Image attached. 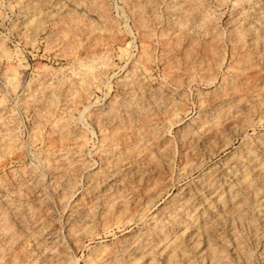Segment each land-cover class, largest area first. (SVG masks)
Wrapping results in <instances>:
<instances>
[{"label": "rangeland", "instance_id": "rangeland-1", "mask_svg": "<svg viewBox=\"0 0 264 264\" xmlns=\"http://www.w3.org/2000/svg\"><path fill=\"white\" fill-rule=\"evenodd\" d=\"M146 1L147 3H144L145 2L144 0L141 1L129 0V3H127L126 0H105V4H104L103 0H101V4L103 2V5L101 6V4L98 5L100 3V0H0V186L3 188L2 189L0 187L1 190L0 201L2 200V198L5 199L4 194L7 193L8 191L9 194L6 195H9V199L11 196L15 197V198L13 197V200L11 197L10 200H12L13 206L14 204L15 205L18 204L17 207L16 206L14 207L18 208V210H20L21 208L22 212L19 211L20 212L19 215L21 213L22 214L20 215V217H18L20 220L17 219L16 220L17 222L13 220L14 221L13 224L17 225V227H15V225H12L13 228L15 227L13 230L17 228L18 230L16 229V231H20L19 229H22L24 227L23 230H27V234L29 232L31 233V235H33L32 237H28L27 234H26L27 236L23 235V233L25 234L23 230H22L23 233L21 231L20 232L14 231L16 232V234H18V236L21 233H22L21 235H23L24 237L26 236L25 238L21 236V240H19L20 236L19 237L17 236L16 240L14 241V243H16L15 246L17 248L21 246L23 241L28 239V241L24 242V244H22V247L20 248H25V245L28 243L27 244L29 246L28 248H32L33 253L34 250H36L37 248L40 250H42L43 248L44 250H46V253H48V249H49L48 247H50L49 242L55 239L54 234L56 233L59 234V236L55 234L59 240L56 238L55 242L57 241L58 243L57 246L60 245L58 248L64 250L65 253L62 251L58 252L59 249L57 247L56 248L58 250L53 249V251L54 252L56 251L55 253L57 254L60 253L62 256L65 254L64 257H66L67 259H71L73 261L76 260L75 262H77V264H84L85 263L84 261L88 260L86 258H89V260L93 259L95 258L94 254L97 255L102 251L104 254L110 251L111 252L116 251L115 253H113V255L118 256V258H122V255L126 253L125 252L122 253L118 249L122 248L121 246L128 237H132V238L136 236L139 237L138 234L143 235L144 233L146 234L151 230V226L148 224L147 221L145 220L138 221L135 218L138 217L139 213L142 214L143 212L142 210L145 208L146 209L144 211L147 213V217L150 218L152 217L151 215H154L153 217H155L156 219L158 218L157 220L154 218V220L158 222H162L163 225L164 224L166 225L165 227L163 226V230H166L168 226H171L172 222H175L178 219H180L178 220L180 221V223H178L180 225L179 227L177 226L178 229L176 228L177 229L176 232L181 230V227L188 222L190 217L189 215L197 214L194 216L198 217L200 214H205L207 216H210L209 212L211 210L210 211L208 210L210 208L211 209L213 208L212 201H214V198L217 197H215L216 195L208 194L209 192L205 191L201 187V185L191 183L192 179L198 174L195 173L192 176L191 175L187 176L185 170L179 167L178 164L179 160L176 158L180 149V145L178 143V139L176 140L175 138H179L180 132L184 128L192 126L193 124L191 125V123H195L194 125H196L198 122H200L198 120H202L203 119L202 117H205L204 118L205 120L203 119L202 121H208V120L212 121L216 119L217 117L213 116V114L214 115L216 113H217L216 115L219 114L217 108H219L221 105L220 103L218 105L216 99L218 98V96H220L221 94L220 92H223L225 89H228L229 87L232 88V86L233 88L239 87L238 90L237 88H235L238 92L241 91V95L240 93H237V95L239 94L238 97L239 96L241 97L243 95L242 91L249 90L245 96L244 95L242 96L243 98L239 103H237L238 105L236 104L234 106L236 107L235 109H237L235 110V112L239 111L237 112V117L235 118L236 121L241 120L242 122L243 120V122L240 123L239 121V123L238 122L234 123L233 121H231L233 120L231 118H234V116L229 117L228 114H224L225 118L227 117V119H229L230 121L227 119L226 121L225 119L222 118L219 123L220 125H217L218 128H223L224 124L226 123L231 124L233 122L232 124H235L234 128L236 129H234L233 132L228 130L231 133L228 132L227 130H225L227 133L223 131L224 135H222V137L217 139L216 138L211 139V143L208 142L207 144H204L203 142H199L195 147L196 150L198 149L197 152L199 153V157H198L199 163L202 162L201 164L203 170L208 167L217 168V172H218L217 182H219L217 194L222 195L220 196L221 199H223L224 197L227 198L229 196V193L231 194L233 193V195L236 194L237 196H239L240 192L237 191L238 188L236 187L237 185L236 181L238 178H240V175L241 177L243 176L242 178L247 176V178L251 180L255 172L258 170V168L253 169L254 168L253 164H257L258 162H260L261 164L263 163L262 165L264 166V44L261 47V45L260 46L256 45L255 42L257 38L262 41L264 40V38L262 39V37H264V27L263 28L261 27L262 25L264 26V7H263L264 3H261L264 2V0H237V1L222 0L223 2L220 0L221 3L223 4L217 2V0H200V2H202L201 4L203 5V7L205 6L202 11L203 12L204 10L208 11V12L205 11L206 13L205 12L204 13L205 14L208 13L207 15L209 16L208 17L209 21H207V23L205 24L204 23L202 24L200 23V19L199 17L197 18V16H195V18L193 17V19L191 18L192 19V20L190 19L191 21L186 20L187 23L189 22L188 23L189 25L193 22L194 24H196V25L194 24L190 25L191 28H189L190 31L192 30L190 32L191 34L190 36L193 39L195 38L194 41L189 36V31H187L188 33H185L186 35L188 34L187 36L189 37H187L180 30L177 31V27L179 25L177 24L176 21L181 17L178 18L177 15L178 14L180 15V13L177 14L178 11L176 12L174 8H177V10L179 11L182 10V8L184 9L186 4L182 0H146ZM131 2L132 3L134 2L136 6L137 4L139 5V3L141 4L144 3L143 8L140 10V12H138V9L134 4L132 5H134L135 8L130 6ZM235 4H237L238 7H235L237 6ZM243 4H245L246 6ZM154 7L155 10H157L154 12V13L157 12V14L154 15H156V17L157 16L159 17L156 18V21L159 23H157V25L154 24V27L156 26L155 27L156 30H158L159 28L160 29L163 28V31L166 30L167 32L165 31V36L168 35L167 39L169 40L165 42L167 43V46H164L163 44L155 45L152 53L153 59L151 63L147 64L146 67V69L148 70V71L146 70L148 74H145L146 72L142 74L141 73L135 74V77L141 75L139 79L136 77L138 80L137 83L135 82V80H133L135 85L131 84V86L134 87L136 86L135 87L136 90H138L139 88L141 89L140 91L138 90L136 92L134 87H133L134 89L131 87L129 88L128 86H126V83L125 84L123 83L124 80L129 76L131 69L130 67H132L133 61L138 57V54L140 53L139 45L141 44L140 39L142 38L138 30L135 29L136 22L134 20L137 21V18L139 16L140 17L144 16V20L146 22L148 20L147 23H149V25L151 26L150 16L152 17L151 10L153 8L154 11ZM101 8L102 10L105 9V11L102 12ZM173 11H175L176 13L173 14L174 13ZM239 11H242L240 12L241 14H239ZM98 13L102 14L104 17L106 16L110 17V18L108 17L106 18L110 19V22L113 21L112 22L113 26L111 28L105 27L103 30L97 32L96 28L98 26L101 27L98 23L99 21ZM120 13L122 14V16L120 15ZM254 13L256 15L258 14L257 17ZM105 14L107 15L105 16ZM171 14L175 15L176 18H173V15L171 17ZM172 18L175 20H173ZM210 18L212 20H210ZM170 21L176 22L174 24L177 25L171 26L173 25V23ZM210 21H213L214 23H211ZM208 23H210V25L211 24L214 25L211 26L213 27V29L215 27V31H217L216 35H213L215 34L214 33L215 31L213 32V29H211L213 32L212 34L213 37L212 35L211 37L213 39L215 38L216 41L209 38L210 37L209 31L207 32L205 31L207 26L211 27ZM198 24H201L199 25L201 28L198 26ZM189 25L186 24L184 25L186 26L183 27L186 28L185 31L183 29L184 32H186V30H189L187 29ZM90 29H94L95 32L99 33V38L96 37V33H95V37L88 36L87 33L89 32ZM207 29L210 30L209 28ZM194 31L195 33L192 34V32ZM179 33H181L183 36L185 35V37L181 36ZM217 34L220 40L219 38L216 39ZM178 35H180L182 38ZM253 35L255 36V38H253L254 37ZM178 38L179 40L177 41L181 40L179 43L175 41ZM174 41L177 42V45H175ZM189 41L191 42L189 43ZM210 41L213 42L211 43ZM252 46H253V50H252ZM211 47L214 48L211 49ZM207 51L209 52L213 51L214 54L217 52L218 55H220L221 57L215 54V59H213L214 54L212 55L211 53H209L212 55L210 56L208 55ZM3 52H6L11 57L9 62L6 60L5 56H3L4 55ZM102 60H106L110 66H108L109 69L106 72V74H101L97 79L99 80L98 85L89 86L86 83H81L78 80L79 76L82 73L78 61L86 65L93 66L95 69H99L100 67H102L101 66ZM214 61L215 63L217 62L218 64L217 63L215 64ZM9 63L12 66V70H14L15 72L14 71L10 72L11 68H7V66L10 65ZM213 67H215L214 68L215 70H213ZM239 68L240 70L238 73V71L236 70ZM242 68L245 70L242 72H244L245 75L247 72L248 75L246 76L251 77L249 79L247 78L248 81H246L247 80L246 76L242 77V78L245 77L244 79L241 78L242 73H240V71ZM210 74L213 77H211ZM230 75L233 77L234 80ZM256 75L257 77H255ZM169 76L171 79L173 76L178 78V80L180 81L179 84L181 83L180 84L181 87L179 90H176L175 86L170 82ZM205 76L206 78L208 77L207 78L208 80H205ZM135 77L133 78L135 79ZM253 77H255L258 81L255 82V79ZM189 78L192 80H190ZM223 78L225 80H223ZM227 79H231V80L228 81ZM204 80L206 82H203ZM243 80L246 81L247 83L246 82L244 83ZM139 82L141 84L140 87H138ZM184 82H186L187 84H185ZM222 82L225 84V86ZM238 82H240L241 84ZM253 82L255 83L256 87L253 86L254 85ZM121 83H123L124 85ZM248 83L249 84L252 83L251 85L253 89H251L252 87L250 85L248 86L246 85ZM222 84L224 88H222L223 87L221 86ZM242 85L245 86L242 87ZM123 86H125V88L127 87V90L124 89ZM249 86L251 88L247 89V87ZM128 89H131V91L129 90V92L130 93L132 92L133 99L131 98V96L127 95L129 94V92H127ZM235 89L234 92L236 91ZM156 90H157V95H155ZM159 90H161L160 91L161 95L160 92H158ZM250 91H252V93H250ZM133 92L134 93L136 92V94L138 93L140 95H137L136 97L135 94V96H133L134 95ZM159 95L161 100L160 102L158 101L160 105L158 102L157 105L156 98L159 99ZM155 96L157 97L154 99ZM162 98L163 100L168 99L169 102L173 101L172 103L174 102L176 103L172 104L173 106H170L171 103L169 105L168 100L163 101ZM137 99L141 100L140 101L141 103H139ZM113 100H114V104L120 103L121 105L122 102L124 103V105L125 104L127 105V107L126 105L125 107L121 106L123 108V109L120 108L121 115L123 118L126 116L129 117L131 121L133 120L132 123L136 125V126L134 125V127L140 129V131H143V128L139 126L140 121H138L139 119L138 117L140 116H138L137 113L138 111L142 110L141 108H143V111L147 110V112H144V114L147 113L152 118L151 129H152V133L154 134L153 136H149L148 138L143 139V142L138 141L136 143L137 144L136 147L140 146V148H144V149L145 146L146 148L148 147L147 148L148 151H145L146 154L145 158L151 155L150 159L148 157L143 161L138 160L137 162L136 160V162L138 163L137 165L138 166L140 165L139 167H137L140 168L139 173H142L143 175L140 174V176L138 175V177L135 176L136 178L134 176H128V177L126 176V179H123L122 181V183L124 182V180L126 181L124 184H122L125 189H123V187L120 186L119 189L122 190H119L118 192L116 191L115 188L113 189L111 188V190L108 189L107 190L108 192L107 191L103 192L102 190L103 185H105L104 178H99L101 180H98L97 178L94 179L95 174H93L95 171L96 172L97 170L99 171V162L97 157L92 153L91 146L95 147L97 145V142L99 143L98 136H100L99 133L97 132L98 131L97 127L95 128L93 122L95 121L94 120L95 118L93 119V117H98V115H100L102 112V115H100L102 117L100 121L105 120L104 122L105 123L107 122V124L101 122L100 125L102 126L103 124H105L104 125L105 128H108L109 126L108 123L110 119L107 118V116L103 115L104 113L103 111L108 110L107 107H110L112 105ZM115 100L121 102L117 103V101L115 102ZM133 100H134L133 104L132 102L128 104V102ZM135 100L136 102H138L137 104H139L138 107H135L137 106V104H134ZM162 102L163 103L168 102V103L163 104ZM177 103L180 104L181 107ZM130 105L131 106L135 105V106L131 107ZM176 106L182 109V111H184L183 113L184 115L180 122L169 123L172 120L169 119V116L167 114L171 113L172 111H175L177 109ZM84 108L87 109L85 110ZM167 108H169V110L172 108V110L168 111L167 113L168 110ZM83 110H85V112L81 113L83 112ZM141 113L143 114L142 111L139 112L138 114L141 115ZM238 113L240 114L238 115ZM95 114L97 116H95ZM203 114H205V116ZM78 115L80 116L79 121L77 120L79 119ZM198 117L199 118L201 117V119H199ZM210 118L212 120H210ZM66 120H68L67 122H71V123L73 121L74 122L73 124H75L72 127L71 125L73 124H70L69 127L70 134H73L70 135L71 140L76 139L75 138L76 136L74 134L83 131L85 126H88L93 130L95 129V134H93L91 138L89 137L90 139H89L88 147L84 149L83 152L84 158L82 157V160L80 158L78 159L79 162L77 163L81 164L82 162V165L79 164V166L78 165L76 166V164H74L75 162H73V164L71 163L73 167L69 165L70 168L72 169L74 168V166L77 168V169L75 168L77 171L74 177L76 176L78 177V178H73L74 181L73 180L72 181L74 182V184L72 182L73 185H71L70 188L65 187L66 177H64L63 173L60 174L59 170H57L56 172L53 171L54 173H52L51 171L53 169L51 170V168L49 169L48 167L49 164L55 166L56 164L60 163L62 158H59L60 160L57 159L58 161H56L55 158H53L54 160L49 159L48 161L44 159V156L47 153L46 151H48V149L59 152L63 151L61 153H64L70 150L71 148H74V145L71 143H75L76 140L75 141L73 140L72 142L70 140L65 145L62 144L60 145L61 142H59L58 140L59 138L57 139V137H59L57 129H59L61 127V124L64 123V121L66 122ZM237 124L240 125L237 126ZM242 124L244 125L243 126L244 128L241 127ZM9 127H11L14 131H12V129H10ZM73 127L75 128L73 129ZM13 134L16 137L13 136ZM7 135L13 137L12 142L13 141L15 142L12 143L9 141L11 145L12 144L15 145V146L13 145L14 148L12 149V151L9 148H7L8 144H10L6 141L9 139L6 138L9 137ZM170 138L172 142L171 140L169 141ZM131 139H132L131 142H133L134 141L133 138H130V140ZM167 141L170 142L171 144L170 147L172 146L171 151L172 152L174 151V153L171 154V156L174 157V155L176 154L175 160H172L173 158L171 159L170 158L171 156L170 157L167 156L170 159L169 160L170 162H168L167 160L158 162L157 163V165L159 164L158 167H161L159 168V171L157 166L155 170L154 168L143 167L145 166L143 162L147 163L148 160L149 161L154 160L155 158H156L155 160H157V155H158L157 150L160 147H161L160 150H162L163 149L162 146L165 145ZM225 141L228 142V145L226 146L224 145L226 143ZM6 142L8 144H6ZM143 143H145L146 145L144 144L145 145L144 146ZM153 143L155 144V147L157 149L156 148L154 149ZM242 145L246 148V150ZM249 145L250 147H248ZM248 151L251 153L254 151L252 154L255 157L254 162L250 165L247 164L246 162L247 159H244L247 157L246 152ZM167 157L166 159H168ZM198 158H194V159L191 158L190 159L191 161H189L190 164H196ZM237 158L242 160L244 159V161L246 162L243 166L244 168L243 167L241 169L238 168V166L236 165V163L238 162ZM85 159L87 161L83 162V160ZM49 161H53V162L56 161L55 162L56 164ZM83 163L86 166H84ZM141 164L143 165L141 166ZM81 166L84 167L82 168ZM96 166L98 169L96 168ZM46 167H48V169ZM78 167H80L81 169ZM178 167L180 168L182 173L179 172L180 170ZM229 168H234L231 170V173L237 170V175L235 176L236 179L233 174L231 173L229 174L225 172ZM86 169H88L87 171L89 174L94 169L93 170L94 172L91 173L92 176L91 174L89 175L87 171H85ZM246 169L247 171H245ZM250 169L253 171H251ZM83 172H86V174ZM155 172L158 173L157 176L155 175L156 174ZM56 174L57 175L59 174L60 176L63 175L61 176L63 179L62 178L60 179L59 175L57 176ZM159 174L161 176H159ZM90 176H91V180H90ZM150 177L152 179H150L149 181ZM127 178H128V182H127ZM57 179L60 182L64 181L65 182L64 185L62 184L63 182L60 183ZM54 180L56 182H54ZM160 184H164V185H162L161 188L157 187ZM63 187L64 189L66 188L67 190L65 191L64 189H62ZM154 187L155 189L159 188L158 190L162 189V191H158L156 189V191H158L156 192L154 191ZM6 188L9 189L7 190ZM91 188L94 192H91L92 191ZM95 188H97L96 189L97 191L95 190ZM132 188H134V190ZM225 188L226 191L231 190L230 192L228 191L229 193H227V195L225 193L226 191H224ZM10 189H12L11 192ZM14 189L15 190L17 189V192L19 193L17 194V192ZM4 190L5 193H2L4 192ZM68 190L70 191L69 194H68ZM12 191H14V193H12ZM61 192L64 196L61 195ZM97 192L99 193V195L97 194ZM111 192H114L115 196L117 194L123 195L125 193L123 195L125 199L124 198L123 199L126 202L125 205L126 208L124 207V211L121 210L122 208L117 206L113 207L114 209L111 208L113 211H111L110 209L109 212L110 215L109 214L106 215L107 216L106 218L108 219V221H110L109 229L108 228L103 229L100 226L104 222L103 219L104 215L102 213H104L103 211L106 204L105 202L106 196L108 193L111 194ZM159 192H161V194ZM220 192L223 194H220ZM92 193H94L95 195L97 194V196L93 195ZM129 193L130 195H128ZM155 193H157L159 196ZM134 194L135 197H133ZM186 194H188L187 196H190L191 198L187 197ZM17 195L20 198L21 197L23 198H21L20 200V198H18ZM92 195L96 197V200H94L95 198H93ZM86 196L87 198H89L87 201H86ZM174 196H176V199L173 198ZM183 197L189 198L190 203L194 206L193 207L191 205V207L188 210H185L186 214L184 213L185 215L184 218L182 217L183 213H181V209L178 212L175 210L176 213L173 212L174 208L176 209V207L174 206L175 200L177 199L181 200V198L183 200L184 199ZM38 198H39V207L37 208L35 204L37 205ZM61 198L63 199V201ZM251 198L253 200V197ZM251 198H250V205L253 206L256 204V202L254 199V203H253ZM33 199H35V201ZM127 199H129V201ZM17 200L18 202H20V204L17 202L14 203V201ZM102 203L103 206H100ZM168 203L170 204L172 203V205ZM76 204H78L77 205L78 207H76ZM93 204L95 205L97 204L96 205L97 207ZM27 205H28V209L26 208L25 209L28 212L30 211V213L29 214L27 213L25 217V212L27 211H25L23 207H26ZM32 205L33 207L35 206L36 210L35 208L33 209L32 207H30ZM84 205H86L87 208H85L86 206ZM169 205L173 207H170ZM175 205L177 204L175 203ZM197 205L199 207H197ZM74 206L76 208H74ZM195 207H197L196 211L192 212V210H194ZM38 209H40L41 212L42 211L43 212L42 213L39 212L40 210ZM93 209H95L96 212H94L95 210ZM82 210H84L85 212L83 211L84 213L82 212L81 214ZM119 210H121L120 214H119ZM126 210H128L127 213L130 214L129 216L130 218L127 216L128 214H126ZM132 210H136L137 212H139L140 210L141 211L139 213L135 212L132 216L133 213L131 212ZM115 211L118 213H116ZM93 212L95 213V215L93 214ZM145 212H143V214H145ZM31 213L32 214L37 213V214L32 215ZM74 213L76 215H74ZM86 213H88L91 216L94 215L93 216L94 219L90 217L88 214L85 216ZM116 214H118V216ZM121 214H124L125 217H123ZM179 214H181L182 216ZM35 215L37 216L34 217V219L37 221V224L39 223L38 225L45 224L44 227L41 226V228H39L42 231L41 233L38 232L40 230H38L36 223H35L36 225H34L35 220L31 217ZM41 215H44L42 219L40 217ZM69 215L71 218L68 217ZM71 215L73 217L74 216L76 217V218L74 217L75 218L74 221L76 219L78 220L79 217H81L79 221L77 220L75 221L74 224H76V226L79 225V223L80 225H83L82 221H84L85 219V222L87 223L86 226L88 225L90 226L89 230L92 235L90 237V240L89 239L84 240V244L77 250H75L74 248L71 249L73 245L71 243V240H69L70 238L68 232L71 229L73 230V228H75V225L73 226L71 225L73 224L72 223L73 217ZM166 215L168 216V218ZM38 216L40 218H38ZM115 216L117 217L114 218ZM118 217H120V219L122 220V222H120L119 225L117 224V221L120 220L118 219ZM97 218H99L100 220H98ZM116 219L117 221H115ZM32 220H34L33 224H31ZM38 220H40L41 222H38ZM100 221L102 222V224ZM15 222L18 224H16ZM238 227L240 226L238 225L235 226L236 234L237 232H239L240 235L243 234L245 235V237L243 236L244 240L247 241V242L245 241V247L246 249L248 248V250H250L254 255L253 258L254 262L252 261V264H259L257 262V257L255 255L257 248L260 247L259 244L253 241L252 236L250 234V230L247 228V226L246 229L248 231L244 228V224L241 225V227L239 228V229L242 228L241 231H239ZM221 228H219L217 233H220V235L223 234L222 236L225 237L227 234L226 232L227 229L223 228L222 226ZM103 230H107V232ZM260 232L261 235L264 236V229H261ZM0 235H1L0 238H2L0 239V246H2L4 234L3 237L2 234ZM50 236L53 237L51 238ZM41 237L42 239L39 240V238ZM250 238H251V242H250ZM43 239H45L46 241ZM35 240L37 242H34ZM42 242L45 244H43V246H40L42 245ZM230 242L231 241L228 240L227 243L229 244ZM35 243L37 244V246L35 245ZM70 243H71V247H70ZM120 243L122 244L120 245ZM253 243H255V245L257 246H255ZM248 244L250 245L251 248L248 247ZM45 245H47L48 247L46 246L47 247L46 248ZM252 245L255 246L254 250H253L254 246ZM0 254L2 255V251H0ZM2 257L6 258L5 254L4 256L2 255ZM157 261L158 263L159 262L161 263L159 259H157L156 262ZM1 264H5V261H3Z\"/></svg>", "mask_w": 264, "mask_h": 264}, {"label": "bare ground", "instance_id": "bare-ground-1", "mask_svg": "<svg viewBox=\"0 0 264 264\" xmlns=\"http://www.w3.org/2000/svg\"><path fill=\"white\" fill-rule=\"evenodd\" d=\"M137 1H139V0H137ZM141 1V0H140ZM145 2L144 3H147V1L146 0H144ZM185 4H186V6L184 7V9L182 8V10H177V8H174V10L177 12V14L178 13H180V15L178 14H176L177 16H178V18L179 17H181L180 19H181V21H180V19H176L177 21V24L179 25L178 27H177V31L178 30H180L182 33H188L187 31H189V36L191 35L190 34V32L192 31H190V29L189 28H191L190 27V25H192V24H194V22L193 23H191L190 25L186 22V20H188V21H191L192 19H193V17L195 18V16H197V18L199 17V19H200V23H207V21H209V19H208V13L207 14H205L206 12H208L207 10H204V12L202 11L203 10V8L205 7H203V5L201 4L202 2H200V0H182ZM222 1V0H221ZM221 1L219 0H217V2H220L221 3ZM223 1H225V0H223ZM222 1V2H223ZM237 1V0H236ZM103 2H104V4H105V0H103ZM103 2H102V4H101V0H100V3L98 4V5H100L101 4V6L103 5ZM126 2L127 3H129V0L127 1L126 0ZM234 2V1H233ZM240 2V1H239ZM259 2V1H258ZM144 3L143 4H141V3H139V5L137 4V2H136V4H137V6L135 5V3L133 2H131V4H130V6H132V7H134V5L136 6V8L138 9V12H140V10L143 8V5H144ZM219 3V4H220ZM236 3H238V2H236ZM243 3V2H242ZM246 3H247V1H246ZM261 3H264V2H261ZM132 4H134V5H132ZM221 4H223V3H221ZM239 4H241V3H239ZM235 5H237V4H235ZM243 5H245V4H243ZM129 6V5H128ZM241 6V5H240ZM246 6V5H245ZM131 7V8H132ZM235 7H238V5L237 6H235ZM264 7V6H263ZM104 8V7H103ZM135 8V7H134ZM244 8V7H243ZM100 9V8H99ZM107 9V8H106ZM116 9V8H115ZM247 9V8H246ZM255 9H256V7H255ZM258 9V8H257ZM101 10H102V8H101ZM239 10V9H238ZM242 10V9H241ZM248 10H249V8H248ZM103 11H105V9L104 10H102V12ZM147 11V10H146ZM152 17L150 16V19H151V26L149 25V23H147L148 22V20H147V22L144 20V16L143 17H140L139 15V17L137 18V21L136 20H134L135 22H136V28L135 29H137L138 30V32H139V34L141 35V38L142 39H140V53L138 54V57L133 61V64H132V67H130L131 69H130V73H129V76H128V78H126L125 79V77H124V84L126 83V86H128L129 88L131 87V88H133L134 86H131V84L132 85H135V83L133 82V80H135V82L137 83V78L139 79L140 78V76H136L135 77V74H137V73H145V74H148L147 73V69H146V67H147V64H149V63H151V61H152V59H153V55H152V53H153V50H154V47H155V45L156 44H159V45H161V44H163L164 46H167V43H165L166 41H168L169 39H167V37H168V35H166L165 36V31H163V28L162 29H158V30H156L155 29V27H154V24H156L157 25V23H159V22H157L156 21V18L158 17H156V15H154V14H157V12L156 13H154L155 11H157V10H155V7H154V11H153V8H152ZM175 11H173L172 13L173 14H175L176 12ZM243 11V10H242ZM242 11H239V14H241L240 12H242ZM247 11V10H246ZM258 11V10H257ZM144 12H145V10H144ZM101 13V12H100ZM107 13V12H106ZM150 13V12H149ZM99 14V13H98ZM136 14V13H135ZM140 14V13H139ZM144 14V13H143ZM146 14V13H145ZM173 14H171V17H172V15ZM243 14V13H242ZM255 14V13H254ZM107 14H105V16H106ZM120 15L122 16V14L120 13ZM238 15V14H237ZM256 15V14H255ZM254 15V16H255ZM258 15V14H257ZM257 15H256V17H257ZM136 16V15H135ZM134 16V17H135ZM106 17H108V16H106ZM106 17H104L102 14H99V16H98V23H99V25L101 26V27H97L96 28V30H97V32H99V31H101V30H103L105 27H107V28H111L113 25V21H111L110 22V19H108V18H110V17H108V18H106ZM155 18V19H154ZM159 18V17H158ZM173 18H176L175 17V15H173ZM172 18V19H173ZM192 18V19H191ZM135 19V18H134ZM171 19V20H172ZM191 19V20H190ZM262 19V18H261ZM111 20H113V19H111ZM168 20V19H167ZM173 20H175V19H173ZM210 20H212L211 18H210ZM178 21H179V23H178ZM186 23H185V22ZM194 21V20H193ZM197 21H199V20H197ZM170 22H172L173 23V25H171V26H175V25H177V24H174V23H176V22H173V21H170ZM211 23H214L213 21H210ZM261 23V22H260ZM189 25L188 26V28L187 29H189V30H186V32H184L185 31V29L186 28H183V27H186V26H184V25ZM209 25H210V23H208ZM194 25H196V24H194ZM199 25H201V24H198V26ZM212 25V24H211ZM210 25V26H211ZM160 26V25H159ZM212 26H214V25H212ZM209 27V26H207L206 27V32L207 31H209L210 33V37L209 38H211L212 40H215V38L213 39L212 37H213V35H216V32L217 31H215V27H214V29H213V27ZM91 27V26H90ZM124 27V26H123ZM196 27V26H195ZM200 27V26H199ZM205 27V26H204ZM262 28L264 27L263 25L261 26ZM92 28V27H91ZM201 28V27H200ZM207 28H209L210 30H208ZM125 29V28H124ZM127 29V28H126ZM183 29H184V31H183ZM211 29H213V32L215 33V34H213V32H212V30ZM128 30V29H127ZM163 31V32H162ZM179 31V32H180ZM97 32H95V30L94 29H90L89 30V32L87 33V35L88 36H90V37H95V33H96V37L97 38H99V33H97ZM167 32V31H166ZM212 32V33H211ZM193 33H195V31L194 32H192V34ZM181 36H183L181 33H179ZM209 34H208V36H209ZM213 34V35H212ZM180 35H178V36H180ZM186 35V34H185ZM185 35L183 36V37H185ZM188 35V34H187ZM186 35V36H187ZM211 35H212V37H211ZM166 37V39H165V37ZM180 36V37H181ZM189 36H187V37H189ZM217 36H218V34H217ZM216 36V39L217 38H219V36L217 37ZM252 36V35H251ZM254 36V35H253ZM191 37V36H190ZM257 37V36H256ZM182 38V37H181ZM180 38V39H181ZM192 38V37H191ZM253 38H255V36L253 37ZM264 37H262V39H263ZM190 39V38H189ZM188 39V40H189ZM193 39V38H192ZM195 39V38H194ZM194 39H193V41H194ZM177 40H179V38L178 39H176L175 41H177ZM185 40V39H184ZM187 40V41H188ZM191 40V39H190ZM210 40V39H209ZM219 40H220V38H219ZM218 40V41H219ZM174 41V42H175ZM181 41V40H180ZM180 41H177L178 43L180 42ZM182 41H183V39H182ZM186 41V42H187ZM192 41V40H191ZM191 41H189V43L191 42ZM192 41V42H193ZM216 41V40H215ZM217 41V42H218ZM253 41V40H252ZM262 40H260V39H256L255 40V42H256V45H258V46H260L261 45V47H262V45L264 44V40L261 42ZM174 42H173V44H174ZM177 42H175V45H177ZM211 42V41H210ZM213 42V41H212ZM211 42V43H212ZM216 42V43H217ZM220 42V41H219ZM218 42V43H219ZM248 45H249V42H248ZM211 46H213V45H211ZM215 46V45H214ZM209 48V47H208ZM214 48V47H213ZM212 47H211V49H213ZM219 48H221V47H219ZM207 49V48H206ZM215 49H217V48H215ZM252 50H253V46H252ZM217 51V50H216ZM216 51H214V52H216ZM208 52V55H210V56H212L214 53H213V51L212 52H209V51H207ZM206 52V53H207ZM209 53H211V54H209ZM3 56H5V58H6V60L9 62V60H10V56H9V54H7L6 52H3ZM216 55H218V53L216 52L215 53ZM215 54H214V58L213 59H215ZM219 54H221V53H219ZM207 55V56H208ZM218 56H220V55H218ZM221 57V56H220ZM216 59H217V57H216ZM217 61V60H216ZM221 61H222V59H221ZM79 62V66H80V68H81V70H82V73H81V75L79 76V78H78V80L81 82V83H86L87 85H89V86H96V85H98V81L99 80H97L98 78H99V76L101 75V74H106V72L108 71V69H109V67L108 66H110L109 64H108V62L106 61V60H102L101 61V66L102 67H100L99 69H95L93 66H90V65H86V64H84V63H81L80 61H78ZM219 62V61H218ZM126 63V62H125ZM214 63H215V61H214ZM217 63V62H216ZM215 63V64H216ZM10 64V63H9ZM218 64V63H217ZM10 66V67H9ZM212 67V66H211ZM7 68H11L10 69V72H13L14 70H12V66H11V64L10 65H8L7 66ZM215 67H213V70H215L214 69ZM13 69H14V67H13ZM212 69V68H211ZM243 69V68H242ZM241 69V71H240V73H242V76H241V78L243 77V76H246V75H248L247 74V72H246V75H245V73L244 72H242V71H245L244 69L242 70ZM12 70V71H11ZM147 70V71H146ZM239 70H240V68L239 69H237L236 71H238V73H239ZM248 70V69H247ZM110 71H111V69H110ZM15 72V71H14ZM211 73V72H210ZM235 73H237V72H235ZM244 74V75H243ZM211 75V74H210ZM214 75V74H213ZM232 75V74H231ZM230 75V76H231ZM249 75H251V74H249ZM255 75V74H254ZM208 76V75H207ZM234 76V75H233ZM133 77H135V79L133 78ZM211 77H213L212 75H211ZM225 77V76H224ZM232 77V76H231ZM235 77V76H234ZM238 77V76H237ZM255 77H257V75L255 76ZM255 77H253L254 79H255V82H257L258 80L255 78ZM145 78V77H144ZM148 78V77H147ZM169 78H170V76H169ZM208 78V77H207ZM206 78V76H205V80H208ZM245 78V77H244ZM244 78H242V79H244ZM249 79V78H251V77H247L246 76V79ZM259 78V77H258ZM128 79V80H127ZM190 79V78H189ZM189 79H188V81H189ZM209 79H210V76H209ZM212 79V78H211ZM232 79H233V77H232ZM248 79L246 80V81H248ZM127 80V81H126ZM170 80V82L175 86V88H176V90H179L180 89V87H181V83L179 84V80H178V78H176V77H172V79L170 78L169 79ZM190 80H192V79H190ZM203 81V82H206V81ZM223 80H225L224 78H223ZM222 80V81H223ZM228 81H230L231 79H227ZM234 80V79H233ZM240 80V79H239ZM228 81H226V82H228ZM244 81V80H243ZM242 81V82H243ZM246 81H244V83L246 82ZM224 82V81H223ZM222 82V83H223ZM231 82H233V81H231ZM235 82V81H234ZM123 83H121V84H123ZM185 84H187L186 82H184ZM208 83V82H207ZM209 83H210V80H209ZM237 83V82H236ZM238 83H240V82H238ZM244 83H242V84H244ZM247 83V82H246ZM254 83V82H253ZM123 84V85H124ZM170 84V83H169ZM224 84V83H223ZM223 84L221 85V86H223ZM228 84V83H227ZM234 84V83H233ZM241 84V83H240ZM252 83H248V84H246L247 86L248 85H250L251 87H252V85H251ZM138 85V84H137ZM236 85V84H235ZM239 85V84H238ZM141 86V84H140V82H139V85H138V87H140ZM221 86H220V88H221ZM224 86H225V84H224ZM224 86L222 87V88H224ZM241 86V85H240ZM245 85H242V87H244ZM247 87V89L249 88H251V87ZM253 86H255L256 87V85H255V83H254V85ZM136 87V86H135ZM134 87V88H135ZM123 88L124 89H126L127 90V87L125 88V86H123ZM133 88V89H134ZM235 88H237V87H235ZM235 88H233V86H232V88H228V89H223L224 91L223 92H220L219 94H220V96H218V98L216 99V102H218V105H219V103L221 104L220 105V107L219 108H217V110H218V112H219V114L218 115H214L213 114V116H215V117H217L216 119H214V120H212L211 118H210V120H212V121H202L205 117H202L203 119L202 120H198V121H200V122H196L197 124L196 125H194L195 123H191V125L192 126H189V127H186V128H184L181 132H180V135H179V138H175L176 140L178 139V143H179V145H180V149H179V152H178V154H177V158H176V154L174 155V157L173 156H171V154H173L174 153V151L172 152L171 151V147H170V140H171V138L169 139V141H167L166 143H165V145H163L162 146V148L164 149H162V150H160V148L157 150V160H155L154 158V160H146L147 161V163H145V162H143V164L145 165V166H143V167H150V168H154V170H155V168H156V166H157V168H158V171H159V168H161V167H158L159 166V164L157 165V163L158 162H161V161H163V160H167L168 162H170L169 160V158L168 157H170L172 160H175V158L176 159H178L179 160V167H181V169H184L185 170V173H186V175L188 176V175H193V174H198L197 176H195L193 179H192V184H198V185H201V187L205 190V191H207V192H209L208 194H212V195H216L215 197H217V198H214V201H212L213 202V208L211 209H209V207H208V211H210L209 213H210V216H207V215H205V214H200L198 217H196V216H194V215H197V214H194V215H189L190 217H189V220H188V222L184 225V226H182L181 227V230H179L178 232H176V230L178 229V227H179V225L180 224H178V223H180V221H178V220H180V219H178L177 221H175V222H172L171 224V226H168V228L166 229V230H163V226L165 227L166 225L164 224L163 225V223L162 222H158V221H156L157 219L155 218V217H153L154 215H151L152 217H147V213L144 211L145 209H143L142 211L143 212H145V214H143V212H142V214H140L139 212L141 211H139V212H137L136 210H132L131 212H133L132 213V216H133V214L135 213V212H137V213H139L138 214V217H135L138 221H143V220H145V221H147L148 222V224L151 226V230L148 232V233H144L143 235L141 234H138V236L139 237H128L129 238V240H128V238L125 240V242L123 243V245L121 246L122 248H120V249H118V250H120L122 253H126V254H124V255H122V258H118V256H116V255H113V253H115V252H108V253H106V254H104L103 253V251L102 252H98L99 254H97V255H95L94 254V256H95V258H93V259H90L89 260V258H86V259H88V260H86V261H84L85 263L84 264H252V261L254 262V255L252 254V252L250 251V250H248V248L246 249V247H245V241L246 240H244V237H245V235L243 234V235H240V233L239 232H237V234H236V229H235V226L236 225H238V226H240L241 227V225H243L244 224V228L246 229V226H247V228L250 230V234H251V236H252V239H253V241L255 242V243H257V244H259V248H257V250H256V253H255V255H256V257H257V262L259 263V264H264V236L263 235H261V232H260V230L261 229H264V166L260 163V162H258L257 164H253V169H256V168H258V170L255 172V174L253 175V178L250 180V179H248L247 178V176L246 177H244V178H242L241 177V175H240V178H238L237 179V181H236V183H237V185H236V183H235V185H236V187L238 188L237 189V191L238 192H240V194H239V196H237L236 194H234L233 195V193L231 194V193H229L228 191H226V188H225V190L224 191H226L225 193H226V195H227V193H229V196L227 197V198H223V199H221V197L220 196H222V195H219V194H217L218 192V183L219 182H217L218 181V172H217V168L216 167H208V168H206V169H202V162L201 163H199V153L197 152V150L195 149V147H196V145L199 143V142H203L204 144H207L208 142L209 143H211V139H217V138H220V137H222V135H224L223 134V131H225V130H230V131H234V129H236V128H234V125L235 124H232L233 122L235 123H239V121H240V123H242L243 122V120H242V122H241V120H239V121H236V117H237V112H239V111H236L235 112V110H237V109H235L236 107H234L237 103H239L241 100H242V96L244 95H246L247 94V92L249 91H242V93H243V95L240 97H238V95H237V93H240V95H241V91H237L238 90V88H237V90L235 89ZM75 89V88H74ZM132 89V90H133ZM234 89L237 91H235L234 92ZM243 89V88H242ZM246 89V88H245ZM251 89H253V87L251 88ZM129 90L131 91V89H128V91L127 92H129ZM135 90H136V88H135ZM134 90V91H135ZM139 91L141 90L140 88L138 89ZM138 90H136V92L138 91ZM161 90H159L158 92H160ZM163 91H164V88H163ZM253 91V90H252ZM252 91H250V93H252ZM136 92L134 93L133 92V96H135V94H136ZM249 93V94H250ZM130 94V95H129ZM129 94H127L128 96H131V98L133 99V97H132V92L130 93L129 92ZM163 94V93H162ZM178 94V93H177ZM137 95H140V94H136V97H137ZM155 95H157V90H156V93H155ZM160 95H161V92H160ZM160 95H159V99H157L156 97L157 96H155L154 97V99L156 98V104H157V102L159 101L160 102ZM180 95V94H179ZM214 95V94H213ZM85 96H86V94H85ZM216 96V95H215ZM215 96H213V97H215ZM141 97V96H140ZM143 97V96H142ZM130 98V99H131ZM164 98V97H163ZM163 98H162V100H163ZM141 99V98H140ZM152 99V98H151ZM138 101H139V103H141L140 101L141 100H139V99H137ZM143 100V99H142ZM166 100H168V99H164L163 101H166ZM213 100V99H212ZM211 100V101H212ZM117 101V103L118 102H121V101H118V100H115V102ZM144 101H145V99H144ZM143 101V102H144ZM113 103H112V105L110 106V107H107L108 108V110L106 111V110H104L103 112V115H105V116H107V118H109L110 119V121H109V126H108V128H105V124H107V122L105 123L104 121L105 120H102V121H100V119L102 118L100 115H102V112H101V114L100 115H98V117H93V119L95 120V121H93L94 122V125H95V128L97 127V132L99 133V135L100 136H98L99 137V143L97 142V145L95 146V147H92L91 146V150H92V153L97 157V159H98V162H99V171L97 170V172L95 171H91V173H93V174H95L94 175V179L95 178H97L98 180H101V179H99V178H104V183H105V185H103V192H105V191H107L108 189H110L111 190V188L113 189V188H115L116 189V191L118 192L119 190H122V189H119V187L121 186V187H123V185L122 184H124L126 181L124 180V182L122 183V181H123V179H126V176L128 177V176H137L138 177V175L140 176V174H142V173H139L140 172V168H137V167H139L137 164V162H138V160H145V159H147L148 157H149V159H150V157H151V155L150 156H148L147 158H145V156H146V154H145V151H148L147 150V148H146V141H145V143H143V145L145 146V149L144 148H140V146H137L136 147V143L139 141V142H143V139H146V138H148L149 136H153V134L154 133H152V129H151V123H152V118L150 117V115L149 114H144V112H147V110L146 111H143V108H141L142 110V112H143V114L141 113V115L140 114H138L139 112H141V111H138V113H137V115L138 116H140V117H138L139 119H138V121H140V124H139V126L141 127V128H143V131H140V129H137V128H135L134 127V125L135 124H133L132 123V121H131V119L129 118V117H122V115H121V110H120V108H122L121 106H124L125 107V105H124V103H122L121 102V105H120V103H118V104H114V100L112 101ZM132 102V104H133V102H134V100L133 101H130V102H128V104H130ZM158 102V103H159ZM168 102H169V100H168ZM168 102H166V103H168ZM173 102V101H172ZM172 102H169L168 104L170 105V103H171V105L170 106H173L172 104H174V103H176V102H174V103H172ZM138 102H136V100H135V103L134 104H137ZM145 103V102H144ZM163 103V102H162ZM165 102L163 103V104H166ZM123 104V105H122ZM155 104V103H154ZM155 104V105H156ZM178 104V103H177ZM212 104V103H211ZM138 105L139 104H137V106H135V105H133V106H135V107H138ZM158 105V104H157ZM159 105H160V103H159ZM176 105V104H175ZM174 105V106H175ZM178 105H180V104H178ZM177 105V106H178ZM238 105V104H237ZM131 106V105H130ZM133 106H131V107H133ZM140 106H141V104H140ZM139 106V107H140ZM176 106V110L175 109H173V110H175V111H172L171 113H169V114H167L168 116H169V119H171L172 121L171 122H169V123H174V122H180L181 121V119H182V117H183V113H184V111H182V109H180V108H178ZM126 107H127V105H126ZM144 107V106H143ZM167 107H168V105H167ZM180 107H181V105H180ZM85 110L87 109V108H84ZM123 109V108H122ZM133 109V108H132ZM168 109V110H167ZM166 110H167V113H168V111H170V110H172V108L169 110V108H167ZM216 109V108H215ZM1 110H3V109H1ZM85 110H83V112H81V113H84L85 112ZM130 110H131V108H130ZM140 110V109H139ZM106 111V112H105ZM123 111V110H122ZM127 111V110H126ZM216 111V110H215ZM124 112H125V110H124ZM128 112V111H127ZM80 113V114H81ZM100 113V112H99ZM136 113V112H135ZM130 114V113H129ZM212 114V113H211ZM210 114V115H211ZM224 114H228L229 115V117L230 116H234V118H231V119H233V120H231V121H233L231 124H224L223 126V128H218V126L217 125H220L219 123H220V120L223 118V119H227V117L225 118V115ZM240 113H238V115H239ZM82 115V114H81ZM123 115H125V114H123ZM204 116H205V114H203ZM95 116H97L96 114H95ZM130 116V115H129ZM208 116V115H207ZM212 116V115H211ZM132 117V116H131ZM214 117V118H215ZM78 118L79 119H77L78 121L80 120V116L78 115ZM106 118V117H105ZM104 118V119H105ZM199 118V117H198ZM209 118V117H208ZM93 119H91V120H93ZM199 119H201V117L199 118ZM235 119V120H234ZM69 120V119H68ZM68 120H66V122L64 121V123H62L61 124V127L60 126H58V127H60L59 129H57V132H58V135H59V137H57V139L59 140V142H61L60 143V145L62 144V145H65L66 143H68L71 139H70V135H73V134H70V129H69V127H70V124H73L74 122L72 121V123L71 122H67ZM70 120H71V118H70ZM205 120V119H204ZM225 120H223V121H225ZM227 120H229V119H227ZM226 120V121H227ZM238 120V119H237ZM76 121V120H75ZM77 121V122H78ZM197 121V120H196ZM230 121V120H229ZM101 122H103V123H105V124H103L102 126L100 125L101 124ZM136 123V122H135ZM218 123V124H217ZM222 123V122H221ZM75 124H73V125H71V127L72 126H74ZM240 124H237V126H239ZM104 126V127H103ZM106 126V127H107ZM136 126V125H135ZM244 125L242 124L241 125V127L242 128H244L243 127ZM84 127V126H83ZM221 127V126H220ZM240 127V128H241ZM10 129H12L11 127H9ZM75 127H73V129H74ZM153 128V127H152ZM232 128V129H231ZM241 128V129H242ZM15 129V128H14ZM73 129H71V130H73ZM166 129V128H165ZM59 130V131H58ZM12 131H14L13 129H12ZM56 131V130H55ZM78 131H79V129H78ZM164 131V130H163ZM230 131H228V132H230ZM72 132V131H71ZM74 132V131H73ZM226 132V131H225ZM236 132H237V130H236ZM56 133V132H55ZM227 133V132H226ZM231 133V132H230ZM9 134V133H8ZM12 134V133H11ZM93 134H95V129L93 130L92 128H89L88 126H85L84 127V129H83V131H81V132H77L76 134H74L76 137V139H73L74 141L76 140V142L75 143H71V144H73L74 145V148H69L70 150H68V151H66V152H64V153H61V152H63V151H61V152H59V151H52V150H49L48 149V151H46L47 153L45 154V156H44V159H46V161H48L49 159H51V160H54L53 158H55V160L56 161H58L57 159H59V158H62V160L60 161V163H58V164H56L55 162H53V161H49V162H53V163H55L56 165L55 166H52V165H48V167H49V169L51 168V170H49V171H51L52 173H54V172H56L57 170H59L60 171V174H64V177H66V179H65V181H66V184H65V187L66 188H70L71 187V185H73L74 184V180H73V178H78L77 176L76 177H74L75 176V174H76V167L74 166V168L73 169H75V170H73L72 168H70V166L69 165H71L72 167H73V162H75L74 164H76V166L78 165L79 166V164L80 163H77V162H79L78 161V159L80 158L81 160H82V157H83V152H84V149L86 148V147H88V144H89V139L91 138V136H93ZM97 134V133H96ZM156 134V133H155ZM233 134V133H232ZM158 135H160V134H158ZM162 135V134H161ZM7 136H9V135H7ZM13 136H15L14 134H13ZM156 136V135H155ZM16 137V136H15ZM72 137V136H71ZM90 137V138H89ZM224 137V136H223ZM8 140H6L8 143H10V142H12V140H13V137H6ZM130 138H133V142H131L132 141V139L130 140ZM158 138V137H157ZM168 138V137H167ZM136 139V140H135ZM164 139H165V137H164ZM175 139H174V141H175ZM73 140H71V142L73 141ZM10 141V142H9ZM91 141V140H90ZM136 141V142H135ZM6 142V144H8ZM14 142V141H13ZM12 142V143H13ZM155 142V141H154ZM165 142V141H164ZM171 142H172V140H171ZM226 143L224 144L225 146L226 145H228V142L227 141H225ZM15 143V142H14ZM212 143H213V141H212ZM135 144V145H134ZM154 144V143H153ZM161 144V143H160ZM164 144V143H163ZM243 144V143H242ZM249 144V143H248ZM14 144H12L11 145V143L10 144H8V146H7V148H9L11 151H12V149L14 148V146H13ZM173 145V144H172ZM245 145V144H244ZM149 146H151V145H149ZM161 146V145H160ZM178 146V145H177ZM202 146V145H201ZM224 146V147H225ZM243 146V145H242ZM247 146V145H246ZM61 147V146H60ZM142 147V146H141ZM153 147V146H152ZM244 147V146H243ZM248 147H250V145L248 146ZM247 147V148H248ZM6 148V149H7ZM156 147H155V144H154V149H155ZM204 148V147H203ZM245 148V147H244ZM62 149V148H61ZM157 149V148H156ZM173 149V148H172ZM174 149H175V147H174ZM66 150H67V148H66ZM89 150V149H88ZM151 150V149H150ZM245 150H246V148H245ZM248 150V149H247ZM250 151V150H249ZM246 152L247 154V157L246 158H244V159H247L246 160V162H247V164L248 165H250V164H252L253 162H254V160H255V157H254V155L251 153V152ZM90 152V151H89ZM88 152V153H89ZM177 153V152H176ZM148 154H150V153H148ZM85 155V154H84ZM92 155V154H91ZM168 156V157H167ZM90 157V156H89ZM166 157L168 158V159H166ZM201 157V156H200ZM209 157H210V155H209ZM258 157V156H257ZM43 158V157H42ZM41 158V159H42ZM84 158V157H83ZM194 159V158H198V160H197V163L196 164H190V162L189 161H191L190 159ZM202 159V158H201ZM244 159L242 160V159H238L237 158V163H236V165L238 166V168H242L243 166H244V164L246 163L245 161H244ZM257 159V158H256ZM43 160V159H42ZM60 160V159H59ZM81 160H80V162H81ZM136 160H137V162H136ZM84 161H87L86 159L85 160H83V162ZM166 161V162H167ZM201 161H203V160H201ZM49 162H47V163H49ZM141 162V161H140ZM167 162V163H168ZM45 163V162H44ZM72 163V164H71ZM85 163H87V162H85ZM163 163V162H162ZM174 163V162H173ZM52 164V163H51ZM143 164H141V166L143 165ZM246 164V165H247ZM54 165V164H53ZM80 165H82V162H81V164ZM83 165H84V163H83ZM45 166H47V165H45ZM84 166H86V165H84ZM83 166V167H84ZM236 166V167H237ZM48 167H46L47 169H48ZM82 167V166H81ZM82 167V168H83ZM143 167H141V168H143ZM169 167V166H168ZM178 167V168H179ZM251 167V166H250ZM78 168H80V167H78ZM90 168V167H89ZM96 168H97V166H96ZM167 168V167H166ZM244 168V167H243ZM249 168V167H248ZM46 169V170H47ZM81 169V168H80ZM91 169V168H90ZM90 169H89V171H90ZM98 169V168H97ZM232 169H234V168H229V169H227L225 172L226 173H231V170ZM79 170V169H78ZM88 169H86L85 171H87ZM165 170H168V169H165ZM179 170H180V168H179ZM251 170V169H250ZM54 171V172H53ZM150 171V170H149ZM157 171V172H158ZM183 171V170H182ZM221 171V170H220ZM245 171H247V169L245 170ZM251 171H253V170H251ZM73 172H75V173H73ZM157 172H155L156 174V176H157ZM162 172V171H161ZM179 172H181V170L179 171ZM184 172V171H183ZM236 172V173H235ZM235 172H232L231 174H233L234 175V177L237 175V170H235ZM240 172H242V171H240ZM83 173H85L86 174V172H83ZM87 173H88V171H87ZM90 173V174H91ZM139 173V174H138ZM165 173V172H164ZM182 173V172H181ZM221 173V172H220ZM243 173H245V172H243ZM32 174H34V173H32ZM82 174V173H81ZM89 174V173H88ZM87 174V175H88ZM89 174V175H90ZM161 174H163V173H161ZM248 174V173H247ZM246 174V175H247ZM53 175V174H52ZM57 175V174H56ZM59 175V174H58ZM57 175V176H58ZM78 175V174H77ZM84 175V174H83ZM88 175V176H89ZM143 175V174H142ZM249 175V174H248ZM61 176H63V175H61ZM60 175H59V177H60V179L62 178ZM79 176H80V174H79ZM91 176H92V174H91ZM91 176H90V180H91ZM155 176V177H156ZM159 176H161L160 174H159ZM219 176H221V175H219ZM37 177V176H36ZM36 177H34V178H36ZM53 177H55V176H53ZM58 177V178H59ZM85 177V176H84ZM152 177V176H151ZM149 178V181H150V179H152V178ZM154 177V178H155ZM168 177V176H167ZM183 177V176H182ZM184 177H185V175H184ZM239 177V176H238ZM136 178V177H135ZM162 178V177H161ZM169 178V177H168ZM171 178V177H170ZM242 178V179H241ZM63 179V178H62ZM87 179H88V177H87ZM235 179H236V177H235ZM58 180V179H57ZM73 180V181H72ZM97 180V181H98ZM139 180V179H138ZM138 180H136V181H138ZM20 181V180H19ZM59 181V180H58ZM130 181H132V180H130ZM134 181V180H133ZM140 181V180H139ZM164 181V180H163ZM169 181V180H168ZM22 182V181H21ZM54 182H56L55 180H54ZM60 182V181H59ZM58 182V183H59ZM63 182V183H62ZM62 182H60V183H62L63 185H64V181H62ZM72 182H73V184H72ZM95 182V181H94ZM127 182H128V178H127ZM165 182V181H164ZM18 183V182H17ZM59 183V184H60ZM93 183V182H92ZM97 183V182H96ZM129 183H131V182H129ZM162 183V182H161ZM26 184V183H25ZM102 184V183H101ZM136 184V183H135ZM155 184V183H154ZM165 184V183H164ZM164 184H160V185H158L157 187H159V188H161V186L162 185H164ZM167 184V183H166ZM189 184H190V181H189ZM54 185H56V184H54ZM125 185H127V184H125ZM197 185V186H198ZM20 186V185H19ZM92 186H93V184H92ZM130 186V185H129ZM151 186H153V185H151ZM167 186V185H166ZM1 187V186H0ZM57 187V186H56ZM95 187V186H94ZM135 187V186H134ZM194 187V186H193ZM230 187H232V186H230ZM230 187H229V189H230ZM2 188V187H1ZM64 189V187L62 188V189H64L65 191L67 190V189ZM97 188H98V186H97ZM97 188H95V190L97 189ZM136 188V187H135ZM158 188V189H159ZM227 188H228V186H227ZM3 189V188H2ZM7 190L9 189V188H6ZM57 189V188H56ZM61 189V190H62ZM90 189V188H89ZM100 189V188H99ZM123 189H125L124 187H123ZM133 190H134V188H132ZM131 189V190H132ZM157 189V188H156ZM156 189H155V187H154V191H156ZM157 189V190H158ZM188 189V188H187ZM11 190L12 189H10V192H11ZM15 190V189H14ZM60 190V191H61ZM70 190V189H69ZM68 190V194H69V191ZM91 190H92V188H91ZM132 190V191H133ZM136 190V189H135ZM186 190V189H185ZM233 190V189H232ZM1 191V190H0ZM16 192H17V189L15 190ZM97 191V190H96ZM95 191V192H96ZM137 191V190H136ZM158 191H162V189H160V190H158ZM158 191H156V192H158ZM189 191V190H188ZM198 191V190H197ZM196 191V192H197ZM9 192V191H8ZM5 193V190H4V192H2V193H5L4 194V196H5V199H3L2 198V200L0 201V234H2V237H3V234H4V237H3V244H2V246H0V251H2V255L4 256V254H5V257L6 258H3L2 257V255L0 254V264L3 262V261H5V264H77V262H75V261H73V260H71V259H67L66 257H64V255L62 256L60 253L59 254H57V253H55L54 251H53V249H57L59 246H57V241L55 242V240H56V238L58 239V237H56V235H58L59 236V234H54V238L55 239H53V241H51V242H49V244H50V247H48L47 245H45V247L47 246L49 249H48V253H46V250H44L43 248H42V250H40V249H36V250H34V253L32 252V248H28L29 246L26 244L25 245V248H20V247H22V244H24V242H26V241H28V237H32L33 235H31V233H29L28 232V234H27V230H23V228L22 229H19L21 232H22V230L25 232V234L23 233V235H28V237L26 238L27 240H25V241H23V243L21 244V246L19 247V248H17L16 246H15V244L16 243H14V241L16 240V238H17V236H18V234H16V232H20V231H16V229L15 230H13L15 227H17V225H15V224H13L14 223V221L13 220H17V219H19L18 217H20V215L22 214H20L19 215V211H21V208H20V210H18V208H16L17 207V205L18 204H14V206H16V207H14L13 206V202H12V200H13V197H12V200H10L11 199V197H10V199H9V195H6V194H9V193ZM91 192H94L93 190L91 191ZM99 192V191H98ZM97 192V194L99 195V193ZM102 192V191H101ZM102 192V193H103ZM108 192V191H107ZM125 192V191H124ZM12 193H14V191H12ZM19 192H17V194H18ZM90 193V192H89ZM121 193V192H120ZM160 194H161V192H159ZM188 193V192H187ZM206 193V192H205ZM234 193H236V192H234ZM11 194V193H10ZM16 194V193H15ZM66 194H67V192H66ZM68 194H67V196H68ZM93 195H95L94 193H92ZM97 194L95 195V196H97ZM125 194V193H124ZM123 194V195H124ZM155 194H157V193H155ZM154 194V195H155ZM220 194H223V193H221L220 192ZM251 194H252V196H251ZM12 195V194H11ZM61 195L62 196H64L63 194H62V192H61ZM61 195H60V197H61ZM87 195V194H86ZM89 195V194H88ZM92 195V196H93ZM123 195H114V192H111V194L110 193H108L107 194V196H106V204H105V207H104V213H102L103 215H104V217H103V219H104V222H103V224H102V222H101V224L102 225H100L103 229H109V222L110 221H108V219L106 218L107 216L106 215H108L109 214V212H110V209L112 208V209H114L113 207H115V206H117V207H120V208H122L121 210H123L124 211V207L126 208V202H125V198L123 197ZM128 195H130V193L128 194ZM158 195V194H157ZM188 194H186V196H187ZM201 195V194H200ZM209 195V196H210ZM90 196V195H89ZM102 196H103V194H102ZM159 196V195H158ZM179 196V195H178ZM17 197L18 198H20L18 195H17ZM101 197V196H100ZM127 197V196H126ZM133 197H135V194H134V196ZM187 197H189V198H191L190 196H187ZM199 197V196H198ZM251 197H253V200H252V198ZM1 198V197H0ZM15 198V197H14ZM21 198H23V197H21ZM21 198H20V200H21ZM36 198V197H35ZM93 198H95L94 200H96V197H94L93 196ZM124 198V199H123ZM174 199H176V196H174L173 197ZM184 198V197H183ZM189 198H184L183 200H182V198H181V200H175V203L177 204V205H175V203H174V206L176 207V209L174 208V211L173 212H175V210L178 212V211H180V209H181V213H183V216L181 215V214H179V215H181L183 218L185 217V215H184V213H185V210H188L190 207H191V203H190V200H189ZM197 198V197H196ZM220 199V201H219V199ZM250 198H251V200L253 201V203H254V199H255V202H256V204L255 205H253V206H251L250 205ZM62 199V198H61ZM61 199H60V201H61ZM89 198H87V196H86V201L88 200ZM180 199V198H179ZM216 199V200H215ZM15 200V199H14ZM34 201H35V199H33ZM41 200V199H40ZM128 201H129V199H127ZM126 200V201H127ZM212 200H213V198H212ZM62 201H63V199H62ZM81 201V200H80ZM83 201V200H82ZM127 201V202H128ZM193 201V200H192ZM191 201V202H192ZM19 203L20 204V202H18V200L17 201H14V203ZM24 202V201H23ZM37 205L35 204V206L38 208L39 207V198L37 199ZM84 202V201H83ZM90 202V201H89ZM102 202V201H101ZM25 203V202H24ZM100 203V202H99ZM104 203V202H103ZM103 203L100 205V206H103ZM194 203V202H193ZM211 203V202H210ZM209 203V204H210ZM252 203V202H251ZM26 204V203H25ZM61 204V203H60ZM63 204H64V202H63ZM62 204V205H63ZM81 204H82V202H81ZM87 204V203H86ZM88 204H90V203H88ZM168 204H170V203H168ZM167 204V205H168ZM197 204V203H196ZM41 205V204H40ZM74 205V204H73ZM78 204H76V207H78L77 206ZM93 205H95V204H93ZM97 205V204H96ZM95 205V206H96ZM170 205H172V203L170 204ZM169 205V206H170ZM35 206L33 207V205L32 206H30V207H32L33 209L35 208ZM80 206V205H79ZM84 206H86V205H84ZM168 206V207H169ZM193 206V205H192ZM196 206V205H195ZM210 206H212V205H210ZM19 207V206H18ZM75 206H74V208H76ZM88 207H89V205H88ZM94 207V206H93ZM97 207V206H96ZM116 207V208H117ZM170 207H173V206H170ZM169 207V208H170ZM194 207V206H193ZM197 207H199L198 205H197ZM197 207H195L194 208V210H192V212H194V211H196V208ZM203 207V206H202ZM24 209L26 208V209H28V205L26 206V207H23ZM22 208V209H23ZM43 208V207H42ZM85 208H87V206L85 207ZM101 208V207H100ZM115 208V209H116ZM25 209V211H27ZM32 209V210H33ZM111 209V211H113ZM119 209V208H118ZM129 209V208H128ZM192 209V208H191ZM35 210H36V208H35ZM38 210H40V209H38ZM85 210V209H84ZM84 210H82L81 211V214H82V212L84 211ZM93 210H95V209H93ZM121 210H119V214H120V212H121ZM166 210H167V207H166ZM88 211V210H87ZM86 211V212H87ZM122 211V212H123ZM127 211L128 210H126V214H128L127 213ZM200 211V210H199ZM22 212V211H21ZM35 212V211H34ZM39 212H41V210L39 211ZM39 212H38V215H39ZM43 212V211H42ZM41 212V213H42ZM72 212V211H71ZM79 212H80V209H79ZM85 212V211H84ZM83 212V213H84ZM94 212H96V210L94 211ZM93 212V214L95 215V213ZM116 212V211H115ZM29 214L30 213V211L28 212H25V217H26V214ZM88 213H91V212H88ZM88 213H86L85 214V216L88 214ZM116 213H118V212H116ZM172 213V212H171ZM176 213V212H175ZM189 213V212H188ZM191 213V212H190ZM201 213V212H200ZM32 214V213H31ZM34 214H37V213H34ZM34 214H32V215H34ZM71 214V213H70ZM125 214V213H124ZM124 214H121L123 217H125V215ZM167 214V213H166ZM186 214V213H185ZM19 215V216H18ZM74 215H76L75 213H74ZM80 215V214H79ZM79 215H77V216H79ZM84 215V214H83ZM89 215V214H88ZM93 215V216H94ZM98 215V214H97ZM110 215V214H109ZM115 215V214H114ZM117 216H118V214H116ZM37 215H35V216H31L33 219H34V217H36ZM43 216L44 215H41L40 217H41V219L43 218ZM72 216V215H71ZM81 216V215H80ZM90 217H92L93 219H94V217L93 216H91V215H89ZM117 216H115L114 218H116ZM120 216V215H119ZM121 216V217H122ZM128 217L130 216V214H128L127 215ZM150 216V215H149ZM167 216V215H166ZM187 216V215H186ZM28 217H29V215H28ZM39 216H38V218H40ZM68 217H70V215L68 216ZM73 217V216H72ZM75 217V216H74ZM73 217V221H74V219L76 218H74ZM100 217V216H99ZM110 217V216H109ZM149 218V219H147V218ZM188 217V216H187ZM192 217V218H191ZM71 218V217H70ZM81 217H79V219H80ZM84 218V217H83ZM86 218V217H85ZM130 218V217H129ZM132 218V217H131ZM154 218L156 219V220H154ZM164 218V217H163ZM167 218H168V216H167ZM21 219H22V217H21ZM27 219V218H26ZM30 219V218H29ZM79 219L77 220V221H79ZM98 220H100L99 218H97ZM110 219V218H109ZM118 219H120V217H118ZM182 219V218H181ZM187 219V218H186ZM185 219V220H186ZM20 220V219H19ZM35 220V219H34ZM34 220H32V222H31V224H33V221ZM75 220V221H76ZM111 220V219H110ZM164 220V219H163ZM172 220V219H171ZM27 221H30V220H27ZM44 221V220H43ZM72 221V223L73 224H71L72 226L73 225H75V228H73V230L71 229L69 232H68V234H69V240H71V243H72V245H73V247H71V243H70V247H71V249L72 248H74L75 250H77V249H79L83 244H84V240H90V237L92 236L91 235V232H90V230H89V228H90V226L88 225V226H86V222H85V219H84V221H82V224L84 225H80V223H79V225H77L76 226V224H74L75 223V221L73 222ZM103 221V220H102ZM115 221H117V219L115 220ZM114 221V222H115ZM119 221V222H118ZM117 221V224L119 225V223L120 222H122V220L120 219V220H118ZM123 221H124V218H123ZM162 221V220H161ZM169 221V220H168ZM167 221V222H168ZM17 222V221H16ZM15 222V223H16ZM18 222H20V221H18ZM38 222H41L40 220H38ZM69 222H71V221H69ZM37 224V221L35 220V222H34V225H36ZM77 223V222H76ZM85 223V224H84ZM138 223V222H137ZM16 224H18V223H16ZM23 224V223H22ZM39 224V223H38ZM37 224V227H38V230H40L39 228H41V226H43L44 227V222H43V224L44 225H38ZM117 224H115V225H117ZM122 224V223H121ZM181 224H182V222H181ZM12 225H15V227L13 228V226ZM33 225V226H34ZM70 225V224H69ZM148 225V226H149ZM246 225V226H245ZM19 226V225H18ZM24 226V225H23ZM32 226V227H33ZM40 226V227H39ZM91 226H92V224H91ZM149 226V227H150ZM178 226V227H177ZM221 226L223 227V228H225V229H227V234H226V236L225 237H223L222 235H220V233H217L218 232V230H219V228H221ZM31 227V228H32ZM240 227H238V229L240 228ZM20 228V227H19ZM34 228V227H33ZM32 228V229H33ZM177 228V229H176ZM37 229V228H36ZM180 229V228H179ZM222 229V228H221ZM242 229V228H241ZM241 229H239V231H241ZM18 230V229H17ZM34 230V229H33ZM247 230V229H246ZM14 231H16V232H14ZM103 231H106L107 232V230H103ZM248 231V230H247ZM35 232V231H34ZM37 232V231H36ZM38 232H42L41 230L40 231H38ZM221 232V231H220ZM21 233V234H22ZM247 233V232H246ZM19 235L18 237H19V240H21V236H23V235ZM39 234V233H38ZM44 234V233H43ZM26 235V236H27ZM1 236V235H0ZM25 236V237H26ZM244 236V237H243ZM24 237V236H23ZM22 237V238H23ZM24 237V238H25ZM51 237V236H50ZM49 237V238H50ZM53 237V236H52ZM51 237V238H52ZM151 237V238H150ZM50 238V239H51ZM63 238V237H62ZM131 238V239H130ZM0 239H2V238H0ZM35 239V238H34ZM40 239H42V237L41 238H39V240ZM246 239V238H245ZM32 240H33V238H32ZM43 240H45V239H43ZM42 240V241H43ZM52 240V239H51ZM59 240V239H58ZM67 240V239H66ZM228 240L229 241H231L229 244L227 243L228 242ZM2 241V240H1ZM37 241H38V238H37ZM36 240L34 241V242H37ZM46 241V240H45ZM124 241V240H123ZM252 241V242H253ZM17 242H19V241H17ZM21 242V241H20ZM31 242H33V241H31ZM30 242V243H31ZM44 242V241H43ZM42 242V245H40V246H43V244H45V243H43ZM70 242V241H69ZM247 242V241H246ZM250 242H251V238H250ZM29 243V244H30ZM67 243V242H66ZM66 243H65V245H66ZM255 243H253L254 245H255ZM19 244V243H18ZM33 244V243H32ZM39 244V243H38ZM48 244V243H47ZM60 244V243H59ZM122 243H120V245H121ZM229 246H228V245ZM252 244V243H251ZM20 245V244H19ZM18 245V246H19ZM35 245L37 246V244L35 243ZM119 245V246H120ZM254 245H252V246H254ZM63 246H64V244H63ZM68 246V245H67ZM255 246H257V245H255ZM255 246L253 247V250H254V248H255ZM27 247V248H26ZM46 247V248H47ZM57 247V248H56ZM62 247V246H61ZM69 247V248H70ZM248 247H250V245L248 244ZM34 248V247H33ZM251 248V247H250ZM59 249V248H58ZM57 249V250H58ZM63 249H64V247H63ZM68 249V248H67ZM73 249V250H74ZM59 251H62V252H64L65 253V251L64 250H62L61 248L58 250V252ZM61 252V253H62ZM96 252V253H97ZM105 252H107V251H105ZM4 253V254H3ZM157 259H159L160 261H161V263L159 262L158 263V261L156 262V260ZM85 260V259H84ZM78 261V260H77Z\"/></svg>", "mask_w": 264, "mask_h": 264}]
</instances>
